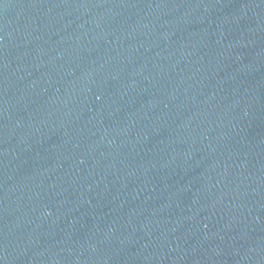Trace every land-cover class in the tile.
<instances>
[{
    "label": "water",
    "instance_id": "obj_1",
    "mask_svg": "<svg viewBox=\"0 0 264 264\" xmlns=\"http://www.w3.org/2000/svg\"><path fill=\"white\" fill-rule=\"evenodd\" d=\"M0 264H264V0H0Z\"/></svg>",
    "mask_w": 264,
    "mask_h": 264
}]
</instances>
